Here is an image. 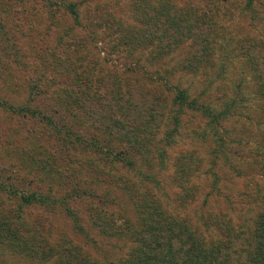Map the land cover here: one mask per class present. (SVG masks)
<instances>
[{
	"label": "rangeland",
	"instance_id": "obj_1",
	"mask_svg": "<svg viewBox=\"0 0 264 264\" xmlns=\"http://www.w3.org/2000/svg\"><path fill=\"white\" fill-rule=\"evenodd\" d=\"M211 9L210 18H204L202 13ZM172 15L179 25L204 22L209 27L201 37L197 30L174 42L157 37L156 23ZM263 22L264 0H0V264H92L125 256L127 242L91 228L92 200L69 201L75 220L60 204L49 208L24 200L39 194L59 202L66 190L89 187L97 178H118L123 185L127 180L139 190L154 189L156 182L167 208L188 219L226 213L203 171L222 167L219 156L211 164V153L219 151L229 157L222 159L224 167L244 168L250 161L243 158L246 148L264 136L248 59L258 61L256 55L264 54ZM83 77L89 78V91ZM133 86L134 92L129 90ZM112 92L155 98L150 132L158 154L165 153L162 163L155 157L145 165L138 145L108 134V113L100 104ZM179 92L185 100H174ZM192 99L201 110L182 105ZM122 109L133 120L134 112L126 105ZM220 110L225 116L216 126L208 125ZM83 115L99 121L97 127L82 126ZM111 151L137 153L138 177L129 165L110 160ZM185 153L200 157L194 174H182L179 181L196 184L197 193L179 200L171 173L177 165H188ZM99 165L103 176L92 177ZM222 182V193L236 200L231 191L249 183L226 175ZM101 183L93 184L100 193ZM109 195L115 200L108 208L119 215L117 220L137 227L139 213L126 192L111 184ZM14 233L22 236L12 241ZM59 238L78 249L66 255L69 261L54 248Z\"/></svg>",
	"mask_w": 264,
	"mask_h": 264
},
{
	"label": "trees",
	"instance_id": "obj_2",
	"mask_svg": "<svg viewBox=\"0 0 264 264\" xmlns=\"http://www.w3.org/2000/svg\"><path fill=\"white\" fill-rule=\"evenodd\" d=\"M212 11V9L205 11L202 16L210 18L209 15ZM70 12L76 16L73 9H70ZM172 16L166 20L164 19L161 23H156L155 32L157 37L161 36V38H166L167 41L174 42V37H186L187 34L194 33L196 30L200 36L203 29L209 27L208 23L203 24L204 22L192 26L194 29L188 23L179 25L175 20V16ZM214 21L215 23L218 22L217 20ZM248 59L251 60L249 66H252L249 78L255 84L253 94L261 102L262 107L260 109L264 118V54L256 55L258 61L251 56ZM85 78L83 77L84 84L87 91H89V78ZM240 86L241 84H238V88ZM134 88L133 86L129 90L131 91ZM97 97H101V95ZM141 97L143 95H140L139 92L135 93V95L134 93L131 94V92L119 94L112 92L106 101L102 100L100 106H104L109 117V123L105 129L109 128L108 134L113 139L118 140V142H126L128 140V146L138 145V154L143 156L142 160L144 161L142 163L145 165L152 163V159L155 157L159 163H162L165 153L159 152L158 154L156 147L153 146L154 137L152 132H150L158 104H156L153 97L147 99L145 97V99H141ZM185 98V95L179 92L174 100L180 101L181 99L185 100ZM139 104L144 107V110L139 108ZM122 105H126L130 111L134 112L135 116L132 117L135 123L132 122L133 120H131L130 116L126 117L124 113L120 112L123 110ZM182 105L191 107L194 110H201L203 107L196 104L193 99ZM78 106L81 107L83 112L85 111L84 106L80 104ZM206 109L204 107V113H206ZM55 110L56 108H53V112ZM223 116H225V111H218L208 121V125L216 126V123ZM81 120L83 122L82 126L85 128H95L97 125L94 123H99V121L88 117V115H83ZM174 123H177V117H174ZM127 136L129 137L126 139ZM217 140L218 138L214 139L216 142ZM97 146L101 145L97 144ZM219 146L222 145L219 144ZM246 150L247 153L243 155V158L248 156L250 161L247 162L248 164L244 168L224 167L223 160L229 158L225 156L226 153L223 151H219V155L216 152L211 153V164L213 165L218 158L217 156H219L218 160L221 161L219 165L224 168L213 169L214 167L212 166L204 170L203 173L207 172V175L209 174L210 187L214 189L217 195L222 197L227 209H225L226 213L214 214L209 212L206 215L200 213L195 220L185 218L182 214H175L173 209L169 210L167 203L161 199L164 193L162 192L161 197L158 194L159 184L156 182L153 183L154 189H152V185H149L144 190H139L137 183L134 185V183L127 180L125 182L126 186L119 183L118 178L117 180L116 178L114 180L113 178H107V181L97 178L88 182V184L91 183L88 185L89 187L84 188V185H82V187L74 186L69 190L65 189L64 198L59 202L51 200L49 195L42 196L39 194L30 195L25 197L24 200L28 203L37 201V203H43L49 208L55 204H60L63 206L62 210L64 213L73 220H75L76 215L74 216L72 210L68 207L69 201L74 203L75 200H92L88 208V211L93 215L91 228L99 235L119 238L130 245L129 252L125 256L117 258L115 262L102 259L103 261L100 260L101 262L93 260L91 261L92 264H264V136L252 146H248ZM102 152L106 154L105 151ZM120 152L111 151L107 152V154L110 160L121 161L129 165L130 169L138 177L139 172L135 163L137 153L125 151L126 153L121 155ZM184 156H187L188 160L185 161H189L188 165L186 164L182 167L177 165L176 169L171 173V181L178 187V191L174 193L175 199L180 198L179 200L191 198L197 193L196 184L189 183L187 179H182L181 181L179 179L183 177L182 174L184 177L194 174L197 165L194 163L195 161L196 163L198 162L200 156H195L193 153H185ZM238 157L241 158V155H238ZM100 166H97V174L92 175V177L101 175ZM225 175L231 181L241 180V178L249 181V183H244L237 193L231 191L238 196L237 200L236 198L233 199L228 192L222 193L224 184L223 182L219 184V182L221 181V176L224 177ZM145 177L146 175H144ZM101 182L104 183L102 186L104 188H101L103 191L100 193L97 191L98 188H94V185H98ZM111 184H115L117 188L124 190V193L126 192L128 199L139 213V224L137 227H134L127 219L117 220L119 215H114L112 210L108 208L114 204L115 200L109 195ZM138 184L140 183L138 182ZM1 186L3 185L0 184V189H2ZM204 202L205 200H203L202 204ZM211 225H214V228ZM81 233L84 232L81 231ZM14 234L12 241L13 239L16 240L18 236H22L18 233ZM61 238L54 242V248L62 254V257L68 260L66 255L75 251L77 247L75 244L68 243V241Z\"/></svg>",
	"mask_w": 264,
	"mask_h": 264
}]
</instances>
